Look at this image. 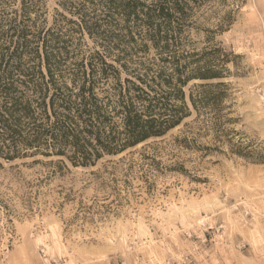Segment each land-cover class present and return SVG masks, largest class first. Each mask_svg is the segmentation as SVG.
Segmentation results:
<instances>
[{
    "label": "rangeland",
    "instance_id": "1",
    "mask_svg": "<svg viewBox=\"0 0 264 264\" xmlns=\"http://www.w3.org/2000/svg\"><path fill=\"white\" fill-rule=\"evenodd\" d=\"M43 3L51 22L59 0ZM216 9L201 8L197 47ZM214 43L228 57L216 115L190 105L164 137L90 167L0 158V264H264V0H245Z\"/></svg>",
    "mask_w": 264,
    "mask_h": 264
},
{
    "label": "trees",
    "instance_id": "2",
    "mask_svg": "<svg viewBox=\"0 0 264 264\" xmlns=\"http://www.w3.org/2000/svg\"><path fill=\"white\" fill-rule=\"evenodd\" d=\"M244 1L59 0L50 22L43 0H0V158L90 167L164 137L190 105L216 115L228 86L211 80L224 77L228 57L215 35ZM206 5L225 11L211 10L217 30L197 47Z\"/></svg>",
    "mask_w": 264,
    "mask_h": 264
}]
</instances>
